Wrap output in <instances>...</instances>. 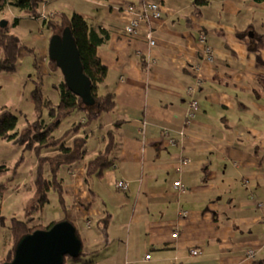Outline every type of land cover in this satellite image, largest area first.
<instances>
[{"label":"crops","instance_id":"1","mask_svg":"<svg viewBox=\"0 0 264 264\" xmlns=\"http://www.w3.org/2000/svg\"><path fill=\"white\" fill-rule=\"evenodd\" d=\"M141 1L43 4L49 15L78 11L111 34L98 49L108 66L100 90L114 91L117 107L94 125L90 138L99 144L91 150L88 142L86 158L61 175L69 218L87 251L75 262L264 264V44L255 47L264 41V0H153L163 16L129 33V5ZM12 10L15 16L24 13ZM150 29L155 45L147 37ZM201 33L214 49V61L206 58ZM30 53L40 65L35 49ZM16 74L21 77L19 68ZM199 74L201 109L187 122L189 87ZM118 119L124 121L116 162L88 183L86 163L104 148L105 133ZM177 179L185 190L175 185ZM118 180L129 181L128 189L118 187ZM65 216L63 209L48 223ZM194 246L202 252L193 254Z\"/></svg>","mask_w":264,"mask_h":264},{"label":"trees","instance_id":"2","mask_svg":"<svg viewBox=\"0 0 264 264\" xmlns=\"http://www.w3.org/2000/svg\"><path fill=\"white\" fill-rule=\"evenodd\" d=\"M46 1L0 0V13L13 5L25 11L30 17L42 18L43 24L52 30L51 38L56 33H62L66 27H70L81 51L84 70L92 80L96 101L91 105L86 104L83 98L69 87L57 61L47 56L50 71L54 74L62 73L63 75L62 79L54 84L60 92L59 102H54L44 93L40 70L36 79L37 86L31 92L38 113L36 119L32 121L27 119V124L23 128H18L19 113L14 112L10 105L0 104V138L20 143L24 146L25 151L31 150L36 155L37 165L34 169V183L39 192L36 202L28 209L26 218H20L16 215L11 217L10 245L7 251L0 255V263L14 258L17 243L23 235L34 232L36 229L51 228L57 221H60L54 220L50 223H44L39 219L50 199L49 192L52 189L58 192L59 201L66 212L64 219H70L65 185L59 174L60 170L64 166L77 164L86 158L89 153L88 142L94 132L95 123L100 122L104 114L115 111L117 107L114 91H100L108 74V66L100 57L98 49L110 39V30L105 27H95L84 14L78 11L69 15L63 10H55L49 15L48 11L43 10V4ZM195 1L198 4H206L210 0ZM21 18L22 16H15L12 23L8 22L4 26L0 19V72H15L19 68L20 49L25 45L21 36L12 31V26L18 25ZM257 36H259L258 33ZM260 40H257L256 48L261 43L264 44L262 38ZM249 44L253 47L251 43ZM32 50L34 49L31 48ZM35 64L37 67L40 66L37 65V57ZM46 110L48 112L47 117H45ZM66 121L69 122L67 123L69 125L64 128L67 125H65ZM122 121L124 119L115 121L114 126L105 133L106 144L104 148L87 161L85 178L88 183L94 175H104L105 170L116 162L119 147L118 127ZM24 159L25 154L17 162V167L13 173L10 164L5 161L0 163V220L2 223L5 222L6 218L2 212V200L11 190L12 182L18 174L20 163ZM19 186H14V188ZM81 203L87 208L92 206V203L86 200H81ZM84 254H87L86 250L78 257L67 255L65 263L67 259L81 260Z\"/></svg>","mask_w":264,"mask_h":264},{"label":"rangeland","instance_id":"3","mask_svg":"<svg viewBox=\"0 0 264 264\" xmlns=\"http://www.w3.org/2000/svg\"><path fill=\"white\" fill-rule=\"evenodd\" d=\"M12 9H16L17 12L22 10L13 5L9 6L0 13L1 21L6 20L10 23L13 22L15 14L12 13ZM23 12L24 13L18 16H22L26 13L25 11ZM12 31L21 36L25 45L20 49L21 59L19 64V76L21 77H17L16 73L18 70L15 71L16 73L2 72L3 78H0V103L9 102L13 111L19 113L18 128H23L27 124V119L32 121L38 116L31 92L37 86L36 79L38 78L39 71L41 70V76L43 78L44 93L56 103L60 100V92L54 84L59 82L63 75L62 73H52L48 66V60L44 59V56H49L52 30L43 24V20L30 16L22 17L21 22L17 26H12ZM31 48H34L38 54L40 61L39 67H35L36 64L34 65L33 63L34 57L30 53ZM16 78H19V82ZM47 116L48 112L46 110L45 117ZM67 123L69 122L66 121L65 125ZM68 125L69 124L64 128ZM98 144L99 141L96 137L90 138L89 148L91 150ZM23 154H25V159L20 163L18 174L12 182L15 187L20 186L14 188L12 185L5 199L2 200V212L6 215V218L4 223L0 220V255L4 254L10 245L11 217L16 215L20 218H26L28 209L33 206L39 196L37 186L34 183V169L37 165L36 155L31 150L25 151L24 146L20 143L0 138V163L5 161L10 164L12 173ZM64 167L65 168L62 167L63 169L60 170V176L64 174L63 171L68 166ZM49 198L39 218L44 223H48L51 218L63 213L58 192L52 189L49 192ZM97 227L98 223H94V228L96 229ZM80 228L84 233L89 232L91 229L87 228L85 224H81ZM75 261L76 260L73 259H67L65 264H76L77 262Z\"/></svg>","mask_w":264,"mask_h":264},{"label":"water","instance_id":"4","mask_svg":"<svg viewBox=\"0 0 264 264\" xmlns=\"http://www.w3.org/2000/svg\"><path fill=\"white\" fill-rule=\"evenodd\" d=\"M7 25L8 21L2 20ZM49 56L57 61L67 84L86 104H94L91 78L86 74L81 51L70 27L52 36ZM84 251L83 241L71 219L57 221L51 228H40L22 236L12 260L0 264H65L67 255L78 257Z\"/></svg>","mask_w":264,"mask_h":264},{"label":"built area","instance_id":"5","mask_svg":"<svg viewBox=\"0 0 264 264\" xmlns=\"http://www.w3.org/2000/svg\"><path fill=\"white\" fill-rule=\"evenodd\" d=\"M141 1V0H140ZM129 10L133 13L132 20L130 24L127 26V31L129 33H135L137 31V27L143 22L148 21L152 18H161L163 16V9L159 2L153 1V0H142L140 5H137L135 2H132L129 5ZM147 37L149 39V42L152 45L156 44V38L154 36V31L152 29L148 30ZM200 38L202 41L205 42V55L206 58L209 61H214V49L212 45L208 42V37L206 33H201ZM203 77L199 74L197 79V84H194L189 87V92L191 94V97L186 101L187 103V122L192 121L198 114L199 110L201 109V101H200V90L198 87V84L201 82ZM171 142H177V138L175 136H172L170 138ZM188 157H185L184 160H188ZM118 186L123 188L129 187V181L127 180H118L117 181ZM175 185H177L181 190H185L187 188V185L182 182L181 179H177L175 181ZM186 213V211H184ZM178 235V231L174 233V236ZM191 252L193 254H200L202 252L201 248L199 247H192ZM248 255L254 256L255 251L254 249L248 250ZM146 258H151V253H147Z\"/></svg>","mask_w":264,"mask_h":264},{"label":"clouds","instance_id":"6","mask_svg":"<svg viewBox=\"0 0 264 264\" xmlns=\"http://www.w3.org/2000/svg\"><path fill=\"white\" fill-rule=\"evenodd\" d=\"M90 222H91V220H90Z\"/></svg>","mask_w":264,"mask_h":264}]
</instances>
